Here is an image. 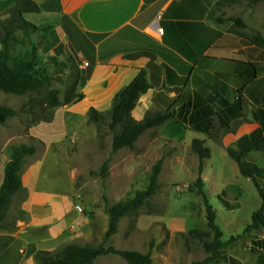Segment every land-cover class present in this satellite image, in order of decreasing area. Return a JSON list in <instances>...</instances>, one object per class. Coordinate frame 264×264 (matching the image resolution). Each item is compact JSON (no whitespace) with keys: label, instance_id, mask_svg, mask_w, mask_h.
<instances>
[{"label":"crops","instance_id":"0c3cea01","mask_svg":"<svg viewBox=\"0 0 264 264\" xmlns=\"http://www.w3.org/2000/svg\"><path fill=\"white\" fill-rule=\"evenodd\" d=\"M34 1L40 14L54 24L44 53L62 58L68 51L80 69L77 93L82 99L66 107L63 116H86L91 109L108 114L118 92L146 69L153 88L141 96L133 119L140 122L148 114L164 113L171 100H185L175 107L174 119L158 128L174 126L182 146L192 147L199 139L211 149V158L206 160L215 165L211 184L218 198L229 187L228 194H239L243 180L251 181L240 174L227 150L256 131L264 134V48L243 37L260 34L264 39V32L249 33L240 17L236 18L246 27H233L234 17H226V12L239 0ZM15 4L16 0H0V16ZM235 62L254 64L259 73L255 76ZM197 101L211 112L210 135L192 124L203 107H197ZM29 137L47 139L36 127ZM8 161L0 159V187ZM247 161L264 168V151L251 152ZM220 165H229L232 176H226ZM31 173V180L22 175L27 198L21 208L29 219L19 221V231L0 230V264H36L39 251L56 250L67 239L61 219L68 212L74 214L68 226L71 233L84 224L73 205L36 188L38 167ZM203 179L206 187V176ZM73 224L76 230L71 229ZM44 228V238L32 237V231Z\"/></svg>","mask_w":264,"mask_h":264},{"label":"rangeland","instance_id":"374dc122","mask_svg":"<svg viewBox=\"0 0 264 264\" xmlns=\"http://www.w3.org/2000/svg\"><path fill=\"white\" fill-rule=\"evenodd\" d=\"M228 16L242 18L248 24L249 33L256 30L264 32V3L239 0L226 12ZM26 18L38 26L52 23V19L41 14L26 15ZM44 48L40 51L39 65L56 58L49 66L50 74L55 77L50 85L60 90L61 105L46 107L39 93L19 96L0 91V106L17 111V115L6 124H0V159H9L13 147L36 146L37 153L24 160L22 175L30 179L31 172L38 167L37 189L84 208L83 216H80L84 224L76 232L68 230L74 217L72 211L61 219L67 239L52 252L76 244L149 253L154 264H195L208 258L210 254L204 248V241L211 242L213 238L200 239L190 234L193 230L210 232L206 205L192 190L199 176L200 164L192 147L180 145L178 139L181 140V135L175 132L174 126H170L168 130H149L138 139L135 149L123 148L113 152L115 132L109 127V115H105V122L101 124L90 121L88 115L67 113L63 116L64 109L75 104V101L69 104L64 101L76 80L77 70L69 60V53L65 52L61 58L45 54ZM63 60L69 67L66 73H58L56 70ZM35 127L38 133L47 137L46 142L29 137V131ZM121 131L122 127H119L116 133ZM159 160L163 164L157 195L139 210L137 216L122 218L118 232L107 238L109 209L119 202L133 200L139 191L145 190ZM105 164L106 173L103 171ZM219 167L226 176H232L229 165ZM214 174L215 165L211 160H205L202 174V178H207L205 191L209 204L216 211L217 224L225 243L213 264H238L240 260L245 264H264V229L246 231L252 223L253 213L262 205L255 185L244 179L241 195H236L237 201L228 194V201L239 205L229 210L211 184ZM26 198V189L15 195L6 220L18 231L22 228L17 227L19 221L29 219L21 208ZM0 230L7 229L0 223ZM45 230L32 231V237L44 238ZM94 264L127 262L119 255L110 254L99 257Z\"/></svg>","mask_w":264,"mask_h":264},{"label":"trees","instance_id":"16d2710c","mask_svg":"<svg viewBox=\"0 0 264 264\" xmlns=\"http://www.w3.org/2000/svg\"><path fill=\"white\" fill-rule=\"evenodd\" d=\"M254 4L264 3V0H250ZM40 6L34 0H16L15 6L8 9L0 16V91L6 94L27 95L39 93L42 95V103L46 107L55 108L61 105L60 90L51 87V81L54 80V74H50L49 66L54 63L56 58H51V62L39 65L40 51L50 43V33L54 29V24L46 23L36 25L26 18V15L40 14ZM233 26L236 28H245L246 24L240 18H231ZM243 36V34H242ZM251 44H257L264 48V39L260 34L254 36H243ZM66 53H69L66 51ZM69 60L77 70L76 80L68 89L65 104L73 101L77 103L82 96L77 93V87L80 79V69L73 56L69 53ZM241 68H247L248 72L255 76L259 70L254 64L235 62ZM69 64L63 60L58 66V73H66ZM153 88L150 82L148 71L143 69L136 78L115 96L113 107L108 114H103L95 109L88 113L90 121L94 123H104L105 115H109L111 122L109 127L115 132L113 141V152H118L123 148L135 149L138 139L149 130L156 129L168 121L174 119L175 107L185 104V100H171L167 104L164 113L148 114L144 120L138 122L132 117L142 95ZM242 93V92H241ZM202 105L201 110L197 111L192 119L194 129L210 135L214 122L211 119V112L204 107L202 101H197ZM200 107V106H199ZM17 111L0 106V124L15 117ZM122 127L120 133H116L118 128ZM192 150L199 157V176L192 187V190L199 195L206 205L207 220L210 232H201L193 230L192 236L197 238H213L211 242L204 241V248L210 256L204 261L195 264H213L219 251L225 243L222 240L223 232L217 224V214L214 208L209 204L208 196L205 191V183L202 178L204 172L205 160L211 158V149L205 147L202 140L195 139L192 142ZM38 148L33 145H21L11 149L10 158L5 168L4 181L0 187V223L9 231H16V227L9 226L6 223L13 199L16 194L24 190L22 180L23 163L26 157L34 156ZM264 151V134L262 130L241 138L235 147L227 150L228 156L237 164L240 174L250 179L255 185L261 199V207L252 215V223L246 228V231L264 229V168L257 164L247 161L251 152ZM163 161L159 160L154 166L149 186L136 194V197L128 202H119L109 209V224L106 237L109 238L118 232V225L122 218L128 216H137L142 209L154 196L157 195L160 185L159 176L162 170ZM103 171L107 172V164ZM219 197L225 207L234 210L238 204L228 201V191ZM230 195V194H229ZM241 195V190L239 194ZM234 199L237 201L238 196ZM119 255L127 264H154L151 255L143 254L137 251H120L110 246L92 247L89 245L79 246L70 244L56 252L39 251L35 256L36 264H94L95 261L106 255Z\"/></svg>","mask_w":264,"mask_h":264},{"label":"built area","instance_id":"2783aa9c","mask_svg":"<svg viewBox=\"0 0 264 264\" xmlns=\"http://www.w3.org/2000/svg\"><path fill=\"white\" fill-rule=\"evenodd\" d=\"M158 31H159V33H163V29H159ZM74 210H75V212H76L79 216H83L84 208H83L80 204L75 205V206H74ZM76 228H77V225H76V224H73V225L71 226V229H72V230H76Z\"/></svg>","mask_w":264,"mask_h":264}]
</instances>
